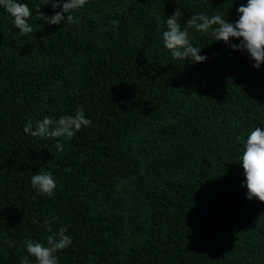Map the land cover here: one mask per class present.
<instances>
[{"label": "trees", "instance_id": "obj_1", "mask_svg": "<svg viewBox=\"0 0 264 264\" xmlns=\"http://www.w3.org/2000/svg\"><path fill=\"white\" fill-rule=\"evenodd\" d=\"M19 2L27 36L0 7V264H21L24 240L46 244L53 218L72 237L59 264H264V203L246 198L240 163L264 130V64L195 29L204 63L162 39L176 9L182 26L199 13L235 22L247 0H89L79 25H45L40 0ZM78 109L91 124L71 140L23 130ZM40 169L54 198L31 185Z\"/></svg>", "mask_w": 264, "mask_h": 264}, {"label": "clouds", "instance_id": "obj_2", "mask_svg": "<svg viewBox=\"0 0 264 264\" xmlns=\"http://www.w3.org/2000/svg\"><path fill=\"white\" fill-rule=\"evenodd\" d=\"M88 2L89 0H40V5L37 6L39 20L44 21L45 25H59L62 22L66 25H79L81 17L77 13ZM49 3L54 10L59 9L51 17L45 16L41 11V5L45 7ZM0 7L6 10L22 35L33 33V26L29 23L33 13L26 3L19 0H0ZM237 12L239 19L235 22H228L221 14L209 16L199 13L192 15L182 26L179 20L183 13L176 9L173 15L166 19L167 30L162 33L163 46L177 60L204 63L207 57L200 54L201 48L193 46L189 33V29H195L196 32L211 35L216 42H224L233 51L246 52L255 61L253 67L259 69L264 64V0H247L246 5H241ZM119 24L118 19L111 21L113 30L118 29ZM233 40H239L240 43H232ZM90 124L91 121L85 118L83 109H78L75 115L65 114L58 120L45 116L34 125L32 120H28L23 130L33 137L71 140L82 128ZM55 147L57 151H63V143L58 142ZM240 163L246 178V198H255L264 203V130L261 128L255 127L250 131ZM31 185L38 193L50 199L55 197L57 182L50 172L40 169L38 174L31 177ZM54 222L55 218L45 221L49 233L46 244L31 239L23 241L29 255L21 259V264H32L30 256L35 258L36 264H59L58 253L72 244V237L67 234L65 228L53 232L48 225ZM9 246L12 247L13 244L9 242Z\"/></svg>", "mask_w": 264, "mask_h": 264}]
</instances>
